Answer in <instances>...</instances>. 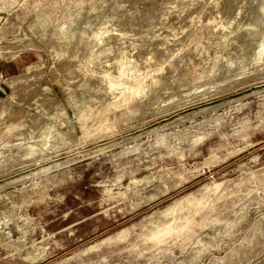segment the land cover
Instances as JSON below:
<instances>
[{
	"label": "rangeland",
	"instance_id": "obj_1",
	"mask_svg": "<svg viewBox=\"0 0 264 264\" xmlns=\"http://www.w3.org/2000/svg\"><path fill=\"white\" fill-rule=\"evenodd\" d=\"M0 264H264V0H0Z\"/></svg>",
	"mask_w": 264,
	"mask_h": 264
}]
</instances>
